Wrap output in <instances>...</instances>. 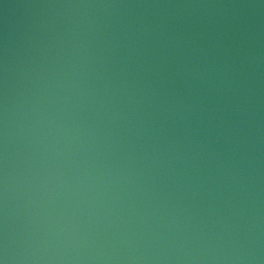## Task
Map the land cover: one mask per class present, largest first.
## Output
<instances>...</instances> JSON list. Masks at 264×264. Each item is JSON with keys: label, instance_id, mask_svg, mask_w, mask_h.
I'll return each mask as SVG.
<instances>
[{"label": "water", "instance_id": "water-1", "mask_svg": "<svg viewBox=\"0 0 264 264\" xmlns=\"http://www.w3.org/2000/svg\"><path fill=\"white\" fill-rule=\"evenodd\" d=\"M0 264H264V0H0Z\"/></svg>", "mask_w": 264, "mask_h": 264}]
</instances>
